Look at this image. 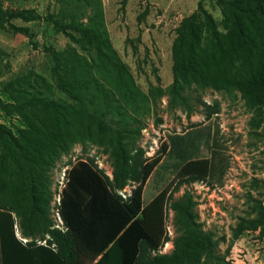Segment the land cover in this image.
<instances>
[{
  "label": "trees",
  "instance_id": "obj_1",
  "mask_svg": "<svg viewBox=\"0 0 264 264\" xmlns=\"http://www.w3.org/2000/svg\"><path fill=\"white\" fill-rule=\"evenodd\" d=\"M205 1L219 8L220 20L204 7ZM2 2L0 23H5ZM18 15L24 17L23 12ZM79 29L87 54L72 47L53 54L56 86L69 102L43 94V87L52 92L36 74L17 79L9 88L15 98L6 106L24 118L26 127L15 136L0 123L3 264H185L202 257L230 264L217 256L213 234L200 228L195 202L187 195L172 205L182 231L175 250L153 255L161 243L162 208L157 200L145 206L143 190L157 161L133 156L124 142L131 131L123 107L136 106L142 93L105 33L95 24ZM173 56V95L178 96L185 85L199 84L237 89L249 104H264V0H201L177 29ZM115 107L119 119L113 123L106 117ZM82 139H97L109 147L113 178L93 161L78 160L67 170L62 231L48 217L49 173L57 158ZM129 182L135 188L124 199L118 190ZM256 209V217L240 230L264 227V208L259 204ZM13 213L21 218L26 238H34L36 224L44 221L50 236L46 245L19 241Z\"/></svg>",
  "mask_w": 264,
  "mask_h": 264
},
{
  "label": "rangeland",
  "instance_id": "obj_2",
  "mask_svg": "<svg viewBox=\"0 0 264 264\" xmlns=\"http://www.w3.org/2000/svg\"><path fill=\"white\" fill-rule=\"evenodd\" d=\"M200 1L174 0L162 7L147 1L145 11L139 14V28L128 26L121 31L128 35L123 51L115 47L108 32L102 0H3L7 14L6 22L0 23V123L15 136L26 127L24 118L6 104L15 98L9 88L29 74L47 81L52 94L44 87L43 94L70 101L56 86L53 54L71 47L87 54L82 50L79 27L95 24L111 41L142 93L136 106L123 107L131 131L124 142L133 156L157 161L143 190L145 206L157 200L162 208L161 243L153 255L175 250L182 231L172 205L187 195L195 202L200 228L213 234L217 256L230 264H264V227L240 230L256 217L259 204L264 208V104H249L237 89L209 85H185L178 96L172 92L177 29L198 9ZM124 5V1L119 5L120 13ZM204 7L221 19L214 3L205 1ZM21 12L23 18L18 15ZM118 32H113L116 41ZM94 53L89 51L88 55ZM110 112L106 120L115 123L119 119L117 107ZM78 160L93 161L113 176L109 147L97 139L79 140L58 157L49 173L48 217L53 227L61 212L66 172ZM193 175L198 179L189 181ZM125 188L132 193L135 184L129 182ZM13 217L19 241L46 245L50 236L43 228L44 221L36 224L34 238H26L21 218L16 213ZM185 264L223 262L202 257Z\"/></svg>",
  "mask_w": 264,
  "mask_h": 264
},
{
  "label": "crops",
  "instance_id": "obj_3",
  "mask_svg": "<svg viewBox=\"0 0 264 264\" xmlns=\"http://www.w3.org/2000/svg\"><path fill=\"white\" fill-rule=\"evenodd\" d=\"M120 1V2H117ZM125 3L122 13L119 5ZM149 1L156 6L171 4L174 0H102L105 23L110 33L113 44L118 50H125L127 45V31L122 33L124 27L139 28V14L145 11V4ZM118 32L119 41L113 36V32ZM123 40V41H122Z\"/></svg>",
  "mask_w": 264,
  "mask_h": 264
},
{
  "label": "built area",
  "instance_id": "obj_4",
  "mask_svg": "<svg viewBox=\"0 0 264 264\" xmlns=\"http://www.w3.org/2000/svg\"><path fill=\"white\" fill-rule=\"evenodd\" d=\"M100 169H102V166L99 167ZM106 173V175H108L111 179L113 178L112 176V173H109L108 171H104ZM118 193L124 198V199H127L128 197L131 196V191H128L126 188H124L123 190H119ZM61 214L59 215L58 213V223L56 225V228L64 231L65 230V226H64V223H63V220L62 218L60 217Z\"/></svg>",
  "mask_w": 264,
  "mask_h": 264
}]
</instances>
